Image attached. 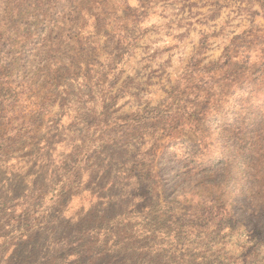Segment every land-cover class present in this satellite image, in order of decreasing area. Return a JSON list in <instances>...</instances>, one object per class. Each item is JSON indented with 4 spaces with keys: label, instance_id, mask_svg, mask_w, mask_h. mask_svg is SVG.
I'll return each mask as SVG.
<instances>
[{
    "label": "rangeland",
    "instance_id": "1",
    "mask_svg": "<svg viewBox=\"0 0 264 264\" xmlns=\"http://www.w3.org/2000/svg\"><path fill=\"white\" fill-rule=\"evenodd\" d=\"M264 0H0V264H264Z\"/></svg>",
    "mask_w": 264,
    "mask_h": 264
},
{
    "label": "trees",
    "instance_id": "2",
    "mask_svg": "<svg viewBox=\"0 0 264 264\" xmlns=\"http://www.w3.org/2000/svg\"><path fill=\"white\" fill-rule=\"evenodd\" d=\"M264 159V158H263ZM262 164H264V161L261 162Z\"/></svg>",
    "mask_w": 264,
    "mask_h": 264
}]
</instances>
